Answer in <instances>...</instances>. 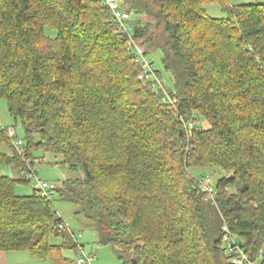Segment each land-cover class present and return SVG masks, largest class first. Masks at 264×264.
Here are the masks:
<instances>
[{"label": "trees", "instance_id": "16d2710c", "mask_svg": "<svg viewBox=\"0 0 264 264\" xmlns=\"http://www.w3.org/2000/svg\"><path fill=\"white\" fill-rule=\"evenodd\" d=\"M214 2L226 18L207 15ZM123 9L136 41L163 50L176 109L139 80L99 0H0V100L24 129L21 155L0 124V172L27 174L39 150L83 170L55 197L95 221L126 264H230L225 222L254 258L264 248V3L123 0ZM207 169L221 174L215 202L201 187L209 175H194ZM18 183L29 180L1 173L0 253L70 264L67 243L50 242L66 230L55 197L17 195Z\"/></svg>", "mask_w": 264, "mask_h": 264}, {"label": "rangeland", "instance_id": "374dc122", "mask_svg": "<svg viewBox=\"0 0 264 264\" xmlns=\"http://www.w3.org/2000/svg\"><path fill=\"white\" fill-rule=\"evenodd\" d=\"M231 5L242 4H257L264 3V0H229ZM207 15L213 19H224L228 15L217 3H209L204 6ZM134 20L133 16H131ZM147 20L146 18L144 19ZM146 58L151 62L169 90L174 87L173 84V71L168 69L165 64V54L162 49H150L147 51ZM0 123L14 128L17 132V139H24V129L21 123L16 122L9 114L6 100H0ZM204 127H209V124L204 122ZM35 161H30L31 168L35 171L36 177L29 181V184L18 183L16 186V194L20 196H29L34 192L32 184L40 182H48L56 186H62L67 180H76L85 178L83 170L73 171L61 164L62 157L51 153H45L42 150L35 151ZM28 171V169H27ZM211 171V172H210ZM6 172V171H5ZM207 173L206 179H210L211 183H216L221 177L220 173H212L211 169L200 172L196 177L201 179V175ZM7 175L16 180H25V172L11 171ZM54 208L56 216L62 219L65 224L66 230L61 232L59 237H52L50 239L53 245H62L67 243L68 248L63 251L65 258L70 260V264H77V260L83 257V253L88 258L93 259L91 264H126V261L120 257V249L112 245L102 234L95 221L90 220L86 213L83 212L78 206L71 202L61 201L55 197ZM83 250V252L81 251ZM51 264L47 260H39L28 252H16L11 254H0V264Z\"/></svg>", "mask_w": 264, "mask_h": 264}, {"label": "built area", "instance_id": "2783aa9c", "mask_svg": "<svg viewBox=\"0 0 264 264\" xmlns=\"http://www.w3.org/2000/svg\"><path fill=\"white\" fill-rule=\"evenodd\" d=\"M99 1L112 13L113 21L116 24L119 33L128 38L129 45L136 58V63L141 67L139 80L143 83H151L153 91L161 93L162 104L176 109L179 104L178 98L175 93L171 94L169 92L156 67L147 60V51L145 47L140 45L134 38L133 19L131 15L123 9V0ZM197 118V116L194 117V119ZM180 120L183 122L187 130H192L194 128L193 122L187 123L183 118ZM8 134L13 142L12 144L15 150L22 155L21 148L23 147V141L17 139L16 130L11 128L8 130ZM30 164V162L27 163L28 171L26 174V178L29 181L35 179L36 177L35 171L31 168ZM32 186L34 188V192L39 193L42 197L47 198L50 201L54 199L57 189L55 184L39 181L38 183L32 184ZM201 187L203 192L207 195L205 200L215 202L217 192L210 179L203 180L201 182ZM65 227H67L65 224L60 225L61 229H64ZM222 240L224 251L228 256H230V264H264V248H262L258 255L254 258H250L241 247L236 234L231 230L226 222L222 227ZM81 251L83 252V250ZM92 261L93 259L88 258V256L83 253V257H80L77 260V264H91Z\"/></svg>", "mask_w": 264, "mask_h": 264}, {"label": "crops", "instance_id": "0c3cea01", "mask_svg": "<svg viewBox=\"0 0 264 264\" xmlns=\"http://www.w3.org/2000/svg\"><path fill=\"white\" fill-rule=\"evenodd\" d=\"M1 124V123H0ZM2 126H4V127H7V126H5V125H3V124H1ZM8 171H10V170H8ZM8 171H6V172H0V173H2V174H7V172ZM13 253H16V252H13ZM0 254H6V253H0ZM8 254H11V253H8ZM16 264H18L17 262H15ZM13 264V263H12Z\"/></svg>", "mask_w": 264, "mask_h": 264}, {"label": "water", "instance_id": "95a60500", "mask_svg": "<svg viewBox=\"0 0 264 264\" xmlns=\"http://www.w3.org/2000/svg\"><path fill=\"white\" fill-rule=\"evenodd\" d=\"M133 25H135V24H133ZM0 176H1V173H0Z\"/></svg>", "mask_w": 264, "mask_h": 264}]
</instances>
